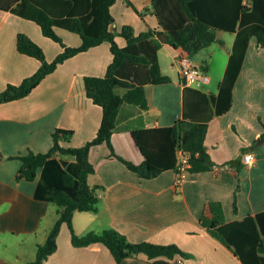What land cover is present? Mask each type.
I'll return each instance as SVG.
<instances>
[{
  "label": "crops",
  "instance_id": "0c3cea01",
  "mask_svg": "<svg viewBox=\"0 0 264 264\" xmlns=\"http://www.w3.org/2000/svg\"><path fill=\"white\" fill-rule=\"evenodd\" d=\"M132 1L142 14L125 0H117L112 6L114 29L120 31L130 24L141 33L150 27H161L152 0ZM3 2L7 4L6 0ZM56 30L68 45L82 43L78 33L61 26H56ZM20 32L39 43L49 60L63 50L59 42L43 33L38 23L0 8V93L11 83L20 84L41 65L37 58L19 51ZM226 33L219 30V40L199 52L207 61L206 66L199 64L196 54L192 56L210 77L200 88L216 95L235 40L233 33L229 32V38ZM117 39L122 46L126 45L124 37ZM182 53L181 48L170 44L160 49L162 70L171 76L172 82L146 84L147 110L129 104L121 107L113 143L118 154L134 163L140 164L145 159L133 140L135 129L170 126L185 115L186 84L179 67ZM215 59L221 62L218 71L214 69ZM112 61L111 44L103 42L67 59L29 95L0 104V244L4 248H0V264H30L36 259L39 244L47 240L59 217L52 199L57 193L70 190L63 186L62 174L71 172L78 180L81 169L75 158L56 155L39 168L34 180H28L18 177L23 160L13 156L28 154L31 150L49 151L53 145L52 134L58 127L74 130L71 142L66 145L82 146L92 140L101 126L103 108L88 97L85 77L106 75ZM263 133L264 47L253 37L233 89V104L227 112L210 120L206 139L214 162H230L232 169L220 174L214 170L189 173L181 188H177L176 170L144 178L119 158L110 156L108 144L96 145L90 154L96 171L89 181L101 187L99 208L96 212L75 213L76 232L82 235L114 228L132 242L176 243L192 255L179 257L180 264H244L203 225L201 218L205 213L210 215L212 201L222 202L227 222L264 211ZM249 152L255 157L252 165L243 161ZM242 164L243 168L238 171ZM44 264L117 262L102 243L75 246L71 229L64 223L58 236V249ZM123 264L156 263L141 254L125 258Z\"/></svg>",
  "mask_w": 264,
  "mask_h": 264
},
{
  "label": "trees",
  "instance_id": "16d2710c",
  "mask_svg": "<svg viewBox=\"0 0 264 264\" xmlns=\"http://www.w3.org/2000/svg\"><path fill=\"white\" fill-rule=\"evenodd\" d=\"M0 0V8L38 23L43 33L59 42L63 50L53 59L47 58L44 48L27 33L18 34L17 45L21 53L37 58L41 65L20 84H9L0 93V104L29 95L49 74L67 59L108 41L113 61L104 76L85 77L87 95L103 108V119L97 135L85 145H66L71 142L74 130L58 127L53 132V145L49 151L19 154L23 160L18 177L34 180L38 170L50 158L63 155L75 158L81 166L78 180L71 172L62 174L64 190L52 202L58 206L59 217L50 230L47 240L39 244L37 257L30 264H44L58 249V236L64 223L72 232L77 247L94 243L104 244L117 264L127 257L146 255L156 264H180L178 258H190L178 244H161L151 241L132 242L114 228L101 232L78 234L74 227L76 212L98 211L99 185L89 181L96 167L91 161V149L108 144L111 155L122 160L128 168L144 178H154L168 170L179 171V152L189 153L190 173L213 170L216 164L207 148L209 122L215 115L227 112L233 104V89L241 73L253 37L264 47V0H152L160 21V28L150 27L137 33L135 27L124 25L115 31L112 6L117 0ZM138 13L142 12L132 0H125ZM5 3V4H4ZM146 10V9H145ZM147 11V10H146ZM56 26L65 27L82 37L79 46H71L57 32ZM219 30L235 35L219 94L208 93L197 86L185 87V115L173 125L135 129L132 137L145 159L137 164L115 150L113 135L124 104L142 110L149 108L146 84H166L171 76L162 70L159 51L164 44L182 49V55H195L219 40ZM126 39L122 46L117 37ZM203 117V119H200ZM264 141V133L261 136ZM246 150V149H245ZM243 168L239 166L238 171ZM75 188V189H74ZM210 215L201 221L208 230L243 261L244 264H264V211L240 220L226 221L222 202L209 203Z\"/></svg>",
  "mask_w": 264,
  "mask_h": 264
},
{
  "label": "built area",
  "instance_id": "2783aa9c",
  "mask_svg": "<svg viewBox=\"0 0 264 264\" xmlns=\"http://www.w3.org/2000/svg\"><path fill=\"white\" fill-rule=\"evenodd\" d=\"M179 67L181 73L184 77L186 85L201 87L202 84L209 82L210 77L205 75L201 67L193 59L191 55H182L179 59ZM189 153L184 150L179 152V171H177L175 187L181 188L184 181L189 175V168L191 167L189 161ZM243 161L246 165H252L255 162V157L252 152L246 153L243 157ZM232 169V164L230 162L215 164L213 170L220 174L222 171H227ZM180 262H183L182 260Z\"/></svg>",
  "mask_w": 264,
  "mask_h": 264
},
{
  "label": "rangeland",
  "instance_id": "374dc122",
  "mask_svg": "<svg viewBox=\"0 0 264 264\" xmlns=\"http://www.w3.org/2000/svg\"><path fill=\"white\" fill-rule=\"evenodd\" d=\"M144 12H146L145 10H144ZM224 35H226V37H231L230 35V33L229 32H227L226 34H224ZM201 54H199V52H198V55H197V53H196V58H197V60H198V62H199V64H201V66L203 65V66H206L207 65V61H205V58L204 57H201L200 56ZM216 58V57H215ZM219 66H221V62L220 61H216V59H215V63H214V69L216 70V71H218V67ZM202 71H206L204 68L202 69ZM206 73H208L207 71H206ZM55 208H58V206L57 205H55ZM0 248L1 249H4L3 248V246L0 244Z\"/></svg>",
  "mask_w": 264,
  "mask_h": 264
},
{
  "label": "water",
  "instance_id": "95a60500",
  "mask_svg": "<svg viewBox=\"0 0 264 264\" xmlns=\"http://www.w3.org/2000/svg\"><path fill=\"white\" fill-rule=\"evenodd\" d=\"M115 31H118V30L115 29Z\"/></svg>",
  "mask_w": 264,
  "mask_h": 264
}]
</instances>
